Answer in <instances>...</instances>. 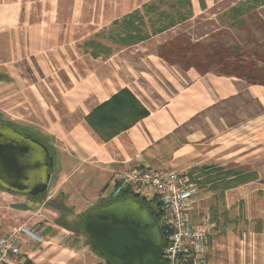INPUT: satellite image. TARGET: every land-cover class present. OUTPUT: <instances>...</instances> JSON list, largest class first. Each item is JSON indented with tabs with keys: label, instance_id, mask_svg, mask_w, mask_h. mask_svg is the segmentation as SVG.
Masks as SVG:
<instances>
[{
	"label": "crops",
	"instance_id": "1",
	"mask_svg": "<svg viewBox=\"0 0 264 264\" xmlns=\"http://www.w3.org/2000/svg\"><path fill=\"white\" fill-rule=\"evenodd\" d=\"M47 1L44 17L25 22L24 32L34 75L50 83L42 95H57L61 102V111L54 108L47 115L44 133L36 129L38 136L60 156L62 173L56 191L68 196L60 204L65 209L79 210L75 207L79 181H72L76 175L88 180L90 193L109 201L114 197L117 175L129 168L188 171L211 163L249 165L256 178L222 191V198L219 195L218 201L214 200L221 207L224 204L226 211L221 212L227 215L229 211V216H221V223L213 220L207 260L210 264H264V220L255 227L256 220L242 217L233 208L251 204L250 215H254L264 205L260 195L264 194V85L249 83L243 88L239 78L211 70L200 72L195 67L183 69L162 58L159 51L165 42H149L152 38L128 46L106 41L102 32L107 33L115 20L153 0H108L111 3L104 4V10L98 12L110 17L104 18L95 32L104 30L84 42H68L63 25L58 22V2ZM79 1L74 9L76 15L80 3L81 7L84 4ZM223 1L191 0L193 16ZM227 1L233 6L240 0ZM24 12L31 13L24 0H0V32L14 33L15 42H19ZM91 39L99 42H86ZM99 44L105 46L106 54ZM35 66L44 75H39ZM13 79L11 74L0 71L1 82ZM124 89L130 93H121L113 106L97 114L95 121L116 129L145 110L148 113L104 141L86 118ZM231 107L235 111L230 113ZM26 199L0 189L3 224L8 211L15 216L34 214L31 205L35 201ZM39 219L33 216L34 223ZM57 219L59 224L63 219L72 226L66 217H49L38 230V241L26 239L28 264H101L103 259L92 251L90 243H85L83 235H77L79 240L72 243L68 235L73 230L59 226ZM34 223L27 226L34 227ZM20 225L5 228L12 231ZM56 228L64 234L54 233Z\"/></svg>",
	"mask_w": 264,
	"mask_h": 264
},
{
	"label": "rangeland",
	"instance_id": "2",
	"mask_svg": "<svg viewBox=\"0 0 264 264\" xmlns=\"http://www.w3.org/2000/svg\"><path fill=\"white\" fill-rule=\"evenodd\" d=\"M24 1L26 9L31 11V13L24 12L21 16L22 28H19V42H15L14 33L0 32V71L7 72L14 78L11 82L0 81V118H5L18 123L16 126L19 129L27 133H32L38 137V131L40 133H44L45 131V120L49 112H52L54 108L61 111L59 109L61 102L57 95H42V91L48 89L50 83L46 82L42 77L39 78L38 74L34 75V64L32 65L33 61L29 58L25 47L26 37L24 23L27 21L35 22L41 20L44 17V8L48 1ZM56 1L58 2V22L60 25H63L64 35L66 32L68 42L77 39H80V42H84L85 40L94 37L97 33L104 30L101 29L98 32H95V29L103 23L102 21L104 18L108 19V17H110L99 13L104 10L102 9L104 4L111 3V1L108 0H83L84 4L82 7L84 8L81 7L80 3L79 9H77V15L74 12V9L76 11L77 0ZM241 1L244 0L237 1L235 5L231 6L230 2L225 0L197 16L189 18L185 22L179 23L171 29L157 34V36L154 35L149 42H191L192 44H199L198 46L200 47L196 46L199 49L202 48V46H206L208 52L206 51L205 53L210 52L209 54L212 57L208 60L205 58L201 59V65L198 64L197 66L200 65L199 67L202 69L215 71L220 74L225 73V75H228L230 72L233 75L228 76L241 79L244 84L243 88H245V86L249 84L246 78H250L249 75L258 78L259 75L256 71L264 67V9L258 10V8L264 5L252 9H250L251 7L248 5L250 8L246 7V12H244L243 15H238V11L235 12L233 7L238 6ZM98 5H101V9H98ZM49 6L50 4L47 3V7ZM163 8L173 11L169 5H165ZM97 20L99 24H96ZM106 41L112 42L109 39H106ZM102 51L104 54L107 53V50ZM227 60L236 64L235 67L243 65L250 66L255 72H252L251 74L243 73L242 69L233 67V64H231L229 68H224V64ZM179 66L181 67V65ZM35 70L38 71L37 73H39V75H44L39 72L38 67L36 66ZM239 72L242 74V77H238ZM52 87L53 86L51 85V88ZM38 91H40V93ZM234 109L235 108L231 107L230 113L234 112ZM233 116L234 115H232V119ZM229 120H231V118H229ZM25 124L33 125L35 128L26 127L24 126ZM53 153L56 161L52 168L53 178L51 185L45 194L33 198L35 203L34 206L31 205V208L32 211H34V214L30 213L31 215L25 214L23 216H15L13 211L5 212L4 225L6 228L20 224L31 226L34 223V216L40 218V221L35 222L33 225H38L37 229L39 230L44 222L48 221L49 217L59 219L66 217L72 223L70 228L74 231L68 235L69 238L73 240L72 243L77 242L79 239L76 236L81 234L83 235L85 243L88 244V235L84 229L85 216L91 210L95 209L101 202L107 199L97 197L92 194L93 192L90 193L88 189V180L80 179V177L76 175L72 181H79L80 185L78 184L79 186L77 185V189L75 190V195L78 197V202L75 207L79 208V210L82 208V211L75 209L71 210L69 207L68 209H65L63 206L65 202L63 201L65 197L68 196H65L63 193H57L56 191L58 180L62 173L61 160L57 151H53ZM244 167L245 169H248L247 171H250L249 165H236L235 163H228L226 165L215 163L203 164L187 171L192 180L199 187V192L197 194V209L201 212V215L208 213L214 221L217 219V222L219 223H221V216L223 218L229 216V211H227V215L226 212H221V210H225L223 207L224 204L222 207L221 204H214V200L218 201L219 195L222 198V188L214 189L212 187V182L206 183L205 185H200L198 183V179H203L198 176L202 169L205 168L206 172L211 171L212 175L218 173L214 176L218 178L222 176V168H224V170L240 171L241 168ZM221 180L222 177L215 179L213 182H215V184H222ZM53 194L56 198H48ZM214 195L217 196L216 199L214 198ZM260 195L264 198V194ZM129 196V194H122L118 197H112L109 201L123 200ZM47 198V202H44ZM60 202L63 204H60ZM250 206L251 204H238L233 208H236L238 210L237 214L239 213L242 217L250 216L252 220H256L253 223L256 227L258 221L259 224H261L264 220V205L260 206L254 215H250ZM85 208L86 210L84 211ZM56 221L58 225L61 226L59 220L57 219ZM59 232L64 234L59 228L54 229V233Z\"/></svg>",
	"mask_w": 264,
	"mask_h": 264
},
{
	"label": "water",
	"instance_id": "3",
	"mask_svg": "<svg viewBox=\"0 0 264 264\" xmlns=\"http://www.w3.org/2000/svg\"><path fill=\"white\" fill-rule=\"evenodd\" d=\"M54 163L55 157L38 139L0 125V180L7 176L8 188L32 196L45 194ZM141 204L140 198L129 196L86 215L84 229L92 250L109 264H169L162 258L161 226Z\"/></svg>",
	"mask_w": 264,
	"mask_h": 264
},
{
	"label": "built area",
	"instance_id": "4",
	"mask_svg": "<svg viewBox=\"0 0 264 264\" xmlns=\"http://www.w3.org/2000/svg\"><path fill=\"white\" fill-rule=\"evenodd\" d=\"M115 182L114 197L128 193L151 208L164 233L169 264H210L208 242L215 224L210 214L198 211L199 187L187 171L129 168ZM37 228L23 224L6 230L0 218V264H28L26 239L38 241Z\"/></svg>",
	"mask_w": 264,
	"mask_h": 264
},
{
	"label": "trees",
	"instance_id": "5",
	"mask_svg": "<svg viewBox=\"0 0 264 264\" xmlns=\"http://www.w3.org/2000/svg\"><path fill=\"white\" fill-rule=\"evenodd\" d=\"M165 5L171 6L173 11L163 8V6ZM248 5H250L251 8ZM261 5H264V0H244L241 1L238 6L233 7V10L235 12L238 11V15H243V13L246 12V7L252 9L257 8ZM192 16L193 12L191 0H153L149 3L144 4L142 9H136L132 13L124 15L120 19L115 20L110 26V28L106 30L107 33H105V31L102 33H104L105 38L111 40L112 42H118L119 45L128 46L146 41L154 35L163 33L176 26L177 24L185 22ZM86 42L99 41L91 39ZM198 45L199 44H192L191 42H165L160 46L159 55L172 64L176 63L181 65L183 69L195 67L200 72L210 71L199 67L201 65V59L205 58L208 60L212 56L209 54L210 52L205 53L206 51L208 52V48L206 46H202V48L199 49L197 48L200 47ZM98 47L105 50V46L103 44H99ZM198 64L200 65L197 66ZM231 64H233V67L236 66V64L227 60L224 64V68H229ZM237 67L242 69L243 73L246 74H251L252 72H255L254 69L250 66L243 65ZM256 73L259 75L258 78L249 75L250 78H246L247 81L250 84L264 85V67L260 68L258 71H256ZM223 75H225V73H223ZM228 75L233 74L229 72ZM238 77H242V74L240 72L238 73ZM126 92L129 91L127 89L122 90L121 92L113 96L109 101L101 104L86 118L89 125L96 131V133H98L99 137L104 141H108L123 129L129 128L136 121H138L140 118H142L148 113L145 110L134 120L120 127H117L116 129L109 128L107 127V125H104L102 123L98 124L95 121L97 114L99 112H104L111 106H113L115 104L114 102L121 96V93ZM205 168L202 169L201 173L198 175L199 177L203 178L202 180L201 178L198 179V183L200 185H205L206 183L212 182V187L214 189L222 188V191L236 187L240 184L246 183L256 178V174L252 173L251 171H247L248 169H245V167L241 168L240 171L228 169L224 170V168H222V176H220L222 177V184H215V182L213 181L215 179L220 178L214 177L218 173H216V175H212L211 171L206 172ZM124 194L128 195V193H123V195ZM19 207L21 209H26L25 205H20ZM60 224L68 229H72L69 225L64 223L63 219L60 220Z\"/></svg>",
	"mask_w": 264,
	"mask_h": 264
},
{
	"label": "flooded vegetation",
	"instance_id": "6",
	"mask_svg": "<svg viewBox=\"0 0 264 264\" xmlns=\"http://www.w3.org/2000/svg\"><path fill=\"white\" fill-rule=\"evenodd\" d=\"M16 124H18V123H16V122H12V121H10V120H8V119H5V118H0V125H4V126H7V127H9V128H11V129H13V130H15L16 132H19V133H21V134H23V135H25V136H29V137H33V138H36V139H38L40 142H42L43 144H45L47 147H48V149H49V151H50V153L55 157V155H54V153H53V151L51 150V148H50V146L45 142V140L42 138V137H37V136H35L34 134H32V133H27V132H24V131H22L21 129H19L17 126H16ZM56 161V160H55ZM54 165H55V163H54ZM54 167V166H53ZM52 167V168H53ZM52 168H49V172H51L52 173V178H53V172H52ZM7 177V176H6ZM4 178V180H0V189L1 190H4V191H7V192H9V193H13V194H20V195H23V196H25L27 199H26V201L28 202V201H31V200H33V198H35V197H37V196H40V195H37V196H32V195H29V194H24L23 192H21V191H18V190H13V189H10V188H8L7 186H9L8 185V183L10 182L7 178ZM51 181H52V179H51ZM5 183V184H4ZM50 185H51V182H50ZM50 185H49V187H50ZM10 187V186H9ZM41 195H43V194H41ZM131 197H133V196H131ZM133 198H138V197H133ZM141 199V198H140ZM142 200V203L143 204H141V206L147 211V213L151 216V220L152 221H154V222H158L157 221V219H156V217H155V215L153 214V212H152V210H151V208L149 207V205L147 204V202L145 201V200H143V199H141ZM113 201H115V200H113ZM110 202V201H109ZM109 202H107V203H109ZM107 203H103V204H100V205H98V206H96V208L95 209H93V210H96L97 208H99L100 206H102V205H104V204H107ZM93 210H91V211H93ZM90 211V212H91ZM88 214V213H87ZM86 214V215H87ZM86 217V216H85ZM84 221H85V219H84ZM161 231L163 232V230H162V228H161ZM164 234V233H163ZM88 241H89V237H88ZM90 243V242H89ZM90 246H91V244H90ZM92 248V247H91ZM99 256V255H98ZM100 258H102L103 260H105V258H103V257H101V256H99ZM162 258H164V255H162ZM106 261V260H105Z\"/></svg>",
	"mask_w": 264,
	"mask_h": 264
}]
</instances>
